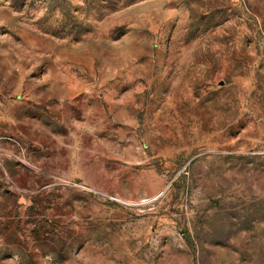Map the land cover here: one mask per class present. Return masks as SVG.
Here are the masks:
<instances>
[{
  "label": "rangeland",
  "instance_id": "rangeland-1",
  "mask_svg": "<svg viewBox=\"0 0 264 264\" xmlns=\"http://www.w3.org/2000/svg\"><path fill=\"white\" fill-rule=\"evenodd\" d=\"M0 264H264V0H0Z\"/></svg>",
  "mask_w": 264,
  "mask_h": 264
}]
</instances>
